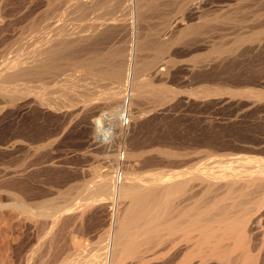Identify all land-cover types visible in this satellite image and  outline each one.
Wrapping results in <instances>:
<instances>
[{"label":"bare ground","instance_id":"obj_1","mask_svg":"<svg viewBox=\"0 0 264 264\" xmlns=\"http://www.w3.org/2000/svg\"><path fill=\"white\" fill-rule=\"evenodd\" d=\"M36 6L40 8L39 11L41 6L46 9L40 15L33 16ZM22 10L30 21L26 20L29 21L26 28H21L23 30L18 34L16 32V45L13 46H16L15 51L23 50V53L14 58L4 56L0 60V125L16 115L29 114L45 116L51 122L55 119L58 123L60 115L72 116L85 109L83 115L88 114L81 121L84 120L89 129L87 144L101 152L112 151V147L114 153L119 151L115 153L116 162L107 159L108 164H103L107 166L106 172L93 169L91 174L97 178L92 181H95L93 184L84 182L81 189L79 187L80 192L95 195L96 198H92L97 204L109 203L111 219L115 215L117 222L104 233V242L100 241L99 245L86 253L85 264H120L124 258L126 260V256H143L145 253L140 254L144 252L142 248H149L153 242L161 243L162 249L168 254L172 247L168 245L167 238L179 231L180 235L183 233L181 236H186L182 240L179 235L181 241L187 240L184 241L188 249L185 253L194 254L189 258L188 253L186 257L192 262L195 255L198 256L194 264H264V212L255 209L254 205L258 204H253L254 207L248 205L255 194H261L264 190V159L230 153L227 158H212L203 162L190 172L189 168H176L181 164L183 158L179 157L184 152L167 148L164 140L162 143L153 140L147 145L158 146L147 150L146 158L147 151L143 150L145 145H141L137 133L144 124L139 128L140 116L145 110L143 108L147 107V103L163 108L162 104L167 103L173 93V88L170 89L167 83H171L181 68L187 74H198L199 79L206 73L204 79L211 80V77L216 78L218 75L219 80V74L225 75L230 73L228 70L231 68L234 70V67L244 65L245 59L252 53L259 58L263 53L264 57V0H0V27L5 29L14 25L15 21L8 17ZM71 12L75 15L74 19L79 21L77 24H70L69 18H66L72 15ZM68 13L71 15L66 16ZM153 17L159 19H154V23L158 24H152ZM148 21L153 26H149ZM198 51L202 52L200 56L195 53L196 56L190 62L189 56L184 63L175 57L178 53L188 55ZM180 58L183 61V57ZM187 74L182 75L184 79ZM233 74H228V77ZM235 77L231 79L235 80ZM255 81L263 84L264 74L250 82ZM220 86L208 85L197 94V100L202 98L203 102V97L220 93L224 87ZM227 88L225 93L232 97L251 96L254 92ZM256 94L264 97L263 91H257ZM57 123L54 126L49 124L52 127L32 123L24 130L15 129L11 136L0 139V150L24 145L27 141L36 144L37 148L51 146L53 141L56 142L53 137L56 138L62 132L64 134L67 129ZM0 130L3 131L1 127ZM122 142L125 145L121 152ZM111 155L114 157V154ZM141 158L146 161L140 163ZM157 162L169 168L159 170L160 173L150 172V177L138 172L142 165H156ZM49 163L48 166L53 165ZM119 165L123 171L116 169ZM27 167L7 170L0 177L3 187L0 188L6 196L24 208L28 206L24 193L28 191L27 194H30V188H25V184L23 191L19 189L21 181L29 175ZM116 170L118 172L115 174ZM119 175L121 180L118 182ZM191 182L195 183L194 187L199 190L197 193L201 194L199 198L200 194L195 193V198L200 200L195 202L192 215L189 211H183L188 209L186 206L179 209L180 201L179 204L176 202L178 196L189 189ZM257 196L255 200L260 198ZM259 200L254 203H259ZM32 202L28 201L29 204ZM263 203L261 201L259 207ZM72 205L73 202L63 208L59 206L61 210L55 211H75L76 207ZM57 206L52 207L56 209ZM55 211L50 209L46 211L47 214L43 213L52 216L49 221L51 225L59 217L58 213V216L55 214L53 217ZM50 241L52 244L54 240ZM183 256H180L181 260ZM142 258L145 259L144 256ZM166 260H162L161 264Z\"/></svg>","mask_w":264,"mask_h":264},{"label":"rangeland","instance_id":"obj_2","mask_svg":"<svg viewBox=\"0 0 264 264\" xmlns=\"http://www.w3.org/2000/svg\"><path fill=\"white\" fill-rule=\"evenodd\" d=\"M44 7L45 6H41V11H39L40 8H38L39 9L38 10L36 6L35 7L36 13L33 11V16H35V14L36 16L40 15L44 11V9H46ZM100 11L102 10L100 9ZM15 13H14L15 15L8 17L11 18V20L13 19V21H15L14 25L6 27L5 29L0 27L1 28L0 60L4 59V56L5 58H9V57L14 58L13 56L16 57L19 56L18 54L21 55V53H23V50L15 51L16 46L13 45H16L14 44L16 40L15 39L16 32L18 34L21 30L25 29L27 23L30 21V18L26 17V13L24 10ZM71 13H68L66 15V16L71 15L66 17L69 18L68 22L70 21L71 22L70 24H77L79 21L74 19L73 16L75 15L73 14V12ZM14 16L15 17L18 16V17L13 18ZM22 18L25 20H23ZM28 19L29 21L27 22L26 20ZM154 19L155 21L159 19L157 17L152 18L153 21L152 24L156 25L157 22L154 23L155 22ZM150 25L151 22L149 23V26ZM18 27H19V31L17 30ZM13 29L15 30L13 31ZM11 33L13 35H11ZM6 49H9L10 51L14 50L16 55L14 52L12 53L9 50L6 51ZM199 52L200 51L190 53L191 55L190 54L186 55L185 53H178L176 54L175 57H177L181 63H184V61H187L186 58H188L189 56L190 58L188 60L190 62V59L196 56L195 53H197V55L202 53ZM182 54L184 55L182 56ZM192 54L194 56H192ZM254 54L252 53L250 57L248 56L245 59L244 65L240 64L239 65L240 67L237 66L236 68L234 67V70L233 68L228 70V72L230 73H226L227 75L226 74L224 75L222 73L219 74V80L217 77L218 75L215 76L217 80H215L216 78L211 77V80L214 78L212 82L210 78H207L208 80L203 78V77L206 78L205 75L206 73H203L204 76L201 73L202 78L204 80H207L204 81L202 78L199 79L198 74H196V76L198 77H196L195 74L194 75L191 74L193 75L191 78L190 73H188L189 74L188 75L186 70L181 68L182 71L180 69V72H178V75H176V77L178 78L174 77L171 80V83L170 82L167 83L170 89L173 88L172 89L173 93L170 96L171 99L170 98L168 99L170 104L168 101H166L168 104L163 103L162 104L163 108H161V105L158 106V105H152V103L149 104L147 103L146 104L147 107L143 108V110L144 109L145 110L141 113L139 120V128L143 122L144 124H142L143 127L141 126L140 130L138 129L140 132L139 131L137 132L141 145L143 147L145 145L144 149L143 148L142 149L145 150V152L147 150L148 151L152 150L153 148H156L158 145L155 146H147V145L152 143L153 140H155L154 142H161V141L163 142L164 140V143H166L167 148L176 149L184 152L182 156H180L179 158L180 159L185 158V159L184 160L181 159V164L176 168L181 170L185 168L187 170L189 168L188 170L190 172L195 170L197 167H199V164L201 166L203 162L206 163L208 160L209 161L212 160V158L216 160L220 158L221 159L227 158L233 153H241L248 156H256L264 159V97L258 96L256 94L257 91L264 92V83L262 84L255 81L252 82L253 83L252 84L250 82L251 80L257 79L259 76H262L264 74V70H262L264 69V61L262 62L264 57L262 56L263 53L262 55H260L263 58L261 57L259 58V56H254ZM180 57H183L182 58L183 61H181ZM246 60L249 61V63L246 62ZM247 65H249V67ZM247 69H250V71H248ZM181 72L184 73L182 74L183 76L187 74L188 77H190L188 78L186 75V79L188 78L189 81L188 80L186 81V79L183 78ZM231 73H234L232 77L237 76V80L235 77L236 82H234L235 81L234 78L233 80L231 79L232 78L231 75L230 77H228L229 76L228 74ZM236 73H238L239 76ZM252 73L254 75H252ZM225 78L227 79L225 80ZM240 78L243 81H241ZM219 84H221L220 87L224 86L223 87L224 93L223 91H219L220 93L217 92V94L215 93L216 95L213 94L207 97H203L204 98L203 102H202V98H199L197 100L198 98L197 94H200L205 87H207L208 85L209 87H214V86L217 87ZM225 87H228L227 89H240V90L248 89L254 92L253 93L251 92L252 93L251 96H246V97L242 96V98L241 96L232 97L230 94L225 93L226 92ZM174 90H176L175 93ZM177 90L179 91V93L177 92ZM224 95L226 96L225 98ZM190 96H192V98ZM172 98H174L173 101H170L172 100ZM229 99L230 101H228ZM223 101L226 103H224ZM164 104H166L165 105L166 107L169 105L167 107L168 109L166 108L165 110ZM157 107H159L161 110ZM149 109H152L153 111L152 110L150 111ZM81 112L83 115L85 109L84 110L81 109L80 113L77 112V114L75 113L72 116L66 115L64 117L62 115L63 116L62 117L60 115L59 116L60 118L56 117L59 120L58 123H60L61 126L63 125L62 126L63 128L65 127V129L66 128L67 129L64 130V134H62L63 133L62 132L56 138L55 136L53 137V140H56V142L53 141L54 144L52 143L51 146L48 145L45 146L46 148L45 147L37 148L36 144H30V142L27 141L26 144L15 145L14 148L12 149L0 150V177L5 173V171L7 170L10 171L11 169L12 170L21 169V168L25 169V167L28 166L30 167L31 170L30 171L28 167L26 168L28 169L30 176L28 175L23 181H21V186H20L21 188L20 189L18 188L19 190H21L22 188L25 187V184H26L25 188L28 189L30 188L29 189L30 194L29 193L27 194L28 191L27 192L24 191L25 192L24 199L27 200L26 204H28V206L30 207L26 206L24 208L20 206L16 200L7 197L6 193L2 190L3 187L0 185L2 187L0 188L1 191L4 192L3 194L2 192H0V264H40V263L41 264H85V260H87L86 253H89L94 247L99 245L98 243L100 241L101 243L104 242L103 241L104 233H106L107 230L111 229L117 224L115 220L116 219L115 215L113 220L111 219L112 212L109 203L103 205L97 204V201L95 200L93 201V198H96L95 195L88 193L85 194L84 192H80L81 191L80 189L82 187L81 185L84 182L85 183L89 182V184L91 185L95 182V181L92 182L93 180H97V178L95 179L94 175L91 174L93 173V169H99L98 172H103V173L106 172L107 166L105 167L104 165L108 164V161L116 162L114 161V159L116 160L115 153L119 152L117 151L114 153L112 149L113 147L110 148L112 151L101 152V150L99 151L95 150L94 146L90 144L89 146L87 144L89 143L88 142L89 129L86 122L84 120L81 121V119H84V117L88 114L87 113L88 110L86 111L87 114L84 113L85 115H83V117L81 116ZM30 115L31 114H29L28 116L16 115L14 117H11L10 120H8L5 124L0 125V127L3 129V131L1 130L0 131L2 132V134H4V135L0 134V139L11 136V134L14 133L13 131H15V129L16 131L19 129L24 130V128L28 127V125H31L32 123L34 124L37 123L41 125L44 124L47 126L49 124H52L53 122L57 123V120L55 119L52 120V122L47 121V117L45 116L36 117ZM79 116H81L82 118ZM73 117L74 119H71ZM67 119H69V121ZM55 123H53L52 125L53 126L56 125ZM52 125L49 126L52 127ZM19 139L24 140V138H19ZM142 142H144V144ZM124 145H125L124 142L120 144L121 152L124 150ZM148 151L145 154L146 156L143 155V157L145 156L147 158ZM111 154H114V157H112ZM104 155L105 158H103ZM109 157L112 160H110ZM107 159L109 160L107 161ZM43 160L47 161V164ZM141 160L142 161L140 163L146 161V159L144 158L143 159L141 158ZM49 161L52 162L53 164L52 166H48L49 164H51L49 163ZM153 165L154 167H152ZM153 165L150 166L145 165V167L144 165H142L140 167L141 169L140 170L138 169V172L139 173L142 172L140 173V175L142 176L149 175L150 177V174L152 173H157V171L160 173L161 171L159 170H164V169L166 170L167 168H169L168 165L165 164L164 166L163 163H159V162H157L156 165L155 163H153ZM116 169L118 170L120 169L121 171H123L122 170L123 167H121L120 165L117 166ZM117 172L118 171L116 170L115 174ZM1 173L3 174L1 175ZM188 175H190V173ZM262 182L264 185V180ZM194 184H195L194 182H191L189 185V189L187 190L188 192L186 191L185 193L180 194L177 198L178 201L176 200L177 203L180 201L179 202L180 204L178 203L179 209L182 206L183 207L186 206L188 209L183 208L184 209L183 210L181 208V210L189 211L190 215L193 214L192 209L195 202L197 200L199 201L200 200L199 198L201 197V194L197 193V191L199 190H197L196 187H194ZM241 184H243V181ZM21 191H23V189ZM31 193L34 195H32ZM195 193L196 195L200 194L199 198L197 197L195 198L196 196ZM28 195L30 196V198L28 197ZM257 195L260 198L262 196V198L259 199L264 202V190L262 191L261 194H257ZM257 195L255 194V196ZM255 196L253 200H255L256 198ZM72 198L75 199V201L74 200L71 201ZM66 199H67L66 201L67 203L65 202ZM259 199H256L255 201H258ZM32 200L34 202H32ZM260 200L259 203H254L255 201L253 202L250 201L248 205L253 206V204H258V206L254 205L255 209H259L260 211L263 210L262 212H264V206H263L264 203L261 205L262 207H259L261 202ZM28 201L32 202L33 207L31 203L30 204L28 203ZM70 201L71 203H69ZM72 202H73L72 206L74 208L76 207L75 211L74 210L60 211L61 210L60 207L62 206L65 207L67 205H70L72 204ZM34 204L35 205L37 204L35 207L37 206L39 207L35 208ZM52 206H57V208L54 209V207ZM29 208L31 210H29ZM44 208L47 209L44 210ZM42 209L44 210V212L50 211V209L51 211L60 209L58 210V212L57 211L54 212L53 217L55 216L56 213L59 214V217L56 218V221L52 225L51 223H49V221L52 219V216H50L49 214L48 216H46L45 214H47V212L43 214L44 212L42 211ZM37 210L38 211L40 210L39 212H42V214L37 212ZM58 214H56V216H58ZM179 235H180V231L175 232L174 234L172 233L168 236L167 243H169L168 245H171L172 247L171 249L168 250L169 255L164 252V249H162V245H160L161 243L153 242V244H151L149 248H142L144 252L142 251L140 254L145 253L143 254L145 259L142 258L143 257L142 255H140L142 256L141 258L138 255L135 258H133V256L130 257L126 256V260L124 258V261L121 262L120 264H136V262L137 264L138 263L161 264L163 262L162 260L164 259L165 260L167 259L166 260L167 262L164 261L163 264H185V261L187 260L188 262H190L189 258L190 256L192 257L191 254L193 253L192 252L191 253L188 252L190 254L185 253L186 251H188L186 247L187 243L184 246V243L187 240L185 241L184 239L185 242L181 241L180 238L182 237L183 240L184 238L183 236L185 235L183 236L180 235L181 237ZM178 237L179 239H177ZM50 238L54 240L52 244L50 241L52 239ZM176 240L178 242L180 241L179 242L180 244H178ZM79 245L81 247H78ZM180 245H182V247ZM162 252H164L165 254ZM177 253L179 254L177 255ZM183 254H185L184 255L185 257L183 256ZM186 254L189 255L188 256L189 258L186 257ZM163 255L164 256L167 255V257L165 256L164 258H162ZM196 255L195 257L193 256L194 260L193 258L191 260L196 262L195 259L198 257ZM177 256L178 257L183 256L184 258H182L181 260V257L178 258ZM137 257L139 261L137 260ZM188 262H186V264L195 263V262L193 263L192 262L188 263Z\"/></svg>","mask_w":264,"mask_h":264},{"label":"built area","instance_id":"obj_3","mask_svg":"<svg viewBox=\"0 0 264 264\" xmlns=\"http://www.w3.org/2000/svg\"><path fill=\"white\" fill-rule=\"evenodd\" d=\"M117 180H118V182L121 180V176L120 175L118 176V179Z\"/></svg>","mask_w":264,"mask_h":264}]
</instances>
